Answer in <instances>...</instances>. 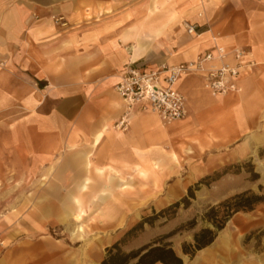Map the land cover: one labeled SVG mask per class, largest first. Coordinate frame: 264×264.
I'll use <instances>...</instances> for the list:
<instances>
[{
    "label": "crops",
    "instance_id": "crops-1",
    "mask_svg": "<svg viewBox=\"0 0 264 264\" xmlns=\"http://www.w3.org/2000/svg\"><path fill=\"white\" fill-rule=\"evenodd\" d=\"M216 47L246 51L255 67L240 78L241 92L225 97L210 95L198 77L183 78L184 121L164 126L152 112L129 108L115 91L130 66L187 63ZM0 62V181L14 152L44 157L85 144L87 151L68 164L85 165L71 174L63 205L73 221L101 195L108 206L114 202L109 214L116 222L121 199L114 192L132 189L140 171L151 180L185 158L213 152L216 163L229 150L226 158L236 159L246 150L241 139L264 137V0H0ZM127 114L128 131H118ZM91 165L100 178L110 176L113 192L90 185L99 178L90 175ZM119 165H132L134 175L125 178ZM42 204L41 217L56 211L60 223H69L47 198L36 205ZM2 218L14 230L23 220L14 211ZM13 239L8 234L5 241ZM35 246V254L26 242L8 251L0 246V264H74L54 244Z\"/></svg>",
    "mask_w": 264,
    "mask_h": 264
},
{
    "label": "rangeland",
    "instance_id": "rangeland-1",
    "mask_svg": "<svg viewBox=\"0 0 264 264\" xmlns=\"http://www.w3.org/2000/svg\"><path fill=\"white\" fill-rule=\"evenodd\" d=\"M124 119L127 121L129 114L117 123L118 131H128L129 123L122 125ZM241 144L245 145L246 150H240L236 159L226 158L228 150L223 153L222 160L212 163L218 155L210 152L199 160L185 158L180 167L169 165V170L158 179L144 180L135 176L131 190L121 195L114 192L121 199L116 222L109 214V208L115 206L114 202L108 206L109 200L102 202L99 194L90 202V207L83 208L82 220L75 221L78 224L63 205L73 182L71 174L83 173L85 165L73 169L68 164H71L73 157L87 151L88 147L85 144H79L75 149L64 146L44 157L32 153L22 156L14 152L5 160V171L0 181V241L3 243L0 246L8 251L14 245L26 242L35 254L37 243H51L58 247L63 258H68L74 264H101L107 250L116 244H120L126 253L148 246H169L184 264H264V203L252 212L235 214L217 234L215 241L193 257L183 252L186 247L192 253L190 246L194 245L195 236L202 230H213V226L205 220L212 207L246 192L264 193L260 191V188L264 189V137L249 136L241 139L238 145ZM131 166H118L125 178L134 175ZM90 167V175L93 172L98 176V170L93 169V165ZM225 170H228L227 175L216 182H209L208 186L201 185L194 192V199H191L188 208L182 205L175 213L167 212L188 196L190 188L195 189L200 182L215 178L216 174H222ZM109 178H93L90 185L98 189L99 184H103V188L109 186L113 192L112 185L107 184ZM51 193L55 194V201ZM44 197L61 210L69 223H60L56 211L50 214L46 210V218L41 217L40 211L36 212L44 208L43 204L36 205ZM11 211L23 217L17 230L1 224L2 217ZM162 212L167 213L155 219L153 225L146 224L142 231L129 235L145 219ZM79 227L85 233L81 238L73 237L72 234ZM8 234L14 237L10 244L5 241ZM38 252L43 253L41 250Z\"/></svg>",
    "mask_w": 264,
    "mask_h": 264
},
{
    "label": "built area",
    "instance_id": "built-area-1",
    "mask_svg": "<svg viewBox=\"0 0 264 264\" xmlns=\"http://www.w3.org/2000/svg\"><path fill=\"white\" fill-rule=\"evenodd\" d=\"M62 21L57 20L58 23ZM188 33L195 34L196 27H188ZM3 66L4 63L0 62V68ZM254 67L253 62L247 61L246 51L236 49L229 52L216 47L214 51H207L187 63L148 68L130 66L121 76L115 91L129 108L155 113L164 125L171 126L189 116L187 98L178 90L183 78L198 77L206 92L213 97H222L240 93V78ZM125 123L128 121L124 119L122 125Z\"/></svg>",
    "mask_w": 264,
    "mask_h": 264
},
{
    "label": "trees",
    "instance_id": "trees-1",
    "mask_svg": "<svg viewBox=\"0 0 264 264\" xmlns=\"http://www.w3.org/2000/svg\"><path fill=\"white\" fill-rule=\"evenodd\" d=\"M227 174L228 170H225L222 174H216L215 178H207L206 181L200 182L195 189L190 188L188 196L169 208L167 212L175 213L182 205L184 208H188L191 204V199H194V192L201 185L208 186L209 182H216ZM260 191L264 192V189L260 188ZM263 203L264 193L260 195L253 192H246L212 207L205 215V220L213 226V230L205 229L197 234L194 238V245L190 246V248H193L192 253H189L188 249L184 247V254L193 257L197 252L206 249L215 241L217 234L225 228L227 222L235 214L242 211L252 212L257 206ZM167 212H162L153 218L145 219L133 228L129 232V235L142 231L146 224L153 225L155 219ZM101 264H184V262L169 246H148L137 251L126 253L122 250L120 244H116L107 250V256Z\"/></svg>",
    "mask_w": 264,
    "mask_h": 264
},
{
    "label": "bare ground",
    "instance_id": "bare-ground-1",
    "mask_svg": "<svg viewBox=\"0 0 264 264\" xmlns=\"http://www.w3.org/2000/svg\"><path fill=\"white\" fill-rule=\"evenodd\" d=\"M233 94H236V93H233ZM238 94V93H237ZM229 95H231V94H229ZM226 96H228V95H226ZM225 97V96H224ZM153 114H155V113H153ZM156 115V114H155ZM157 117H158V115H156ZM159 118V117H158ZM159 120H160V118H159ZM128 121V120H127ZM160 122H161V124L162 125H164L163 123H162V121L160 120ZM128 123H129V121H128ZM164 126H166V125H164ZM147 173V172H146ZM139 174H140V176L142 177V179L143 178H146V174L143 172V171H140L139 172ZM145 180V179H144ZM84 186H86L85 184H84ZM86 190V189H85ZM129 190H131V187H129L128 185H125V186H121L120 187V191L121 192H127V191H129ZM79 204V203H78ZM77 204V205H78ZM79 211H82V207H81V205L79 206V209H78V212ZM74 221H76V222H80L81 220H82V215L81 214H75L74 215ZM85 232H84V230H83V228L82 227H79L78 229H77V231H75L73 234H72V236L73 237H77V238H81V236L84 234ZM1 245H3V243H0ZM233 256H231V258H232ZM235 257V256H234ZM230 258V259H231Z\"/></svg>",
    "mask_w": 264,
    "mask_h": 264
}]
</instances>
